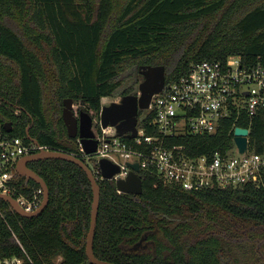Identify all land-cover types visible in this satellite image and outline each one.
Segmentation results:
<instances>
[{
    "label": "trees",
    "instance_id": "obj_1",
    "mask_svg": "<svg viewBox=\"0 0 264 264\" xmlns=\"http://www.w3.org/2000/svg\"><path fill=\"white\" fill-rule=\"evenodd\" d=\"M234 56L249 67L264 62V0H0V125L11 123V135L26 140L30 129L39 144L85 161L62 118L65 99L99 118L103 100L121 90L127 71L135 78L122 97L136 88L142 66H164L168 85L195 64ZM153 119L139 112L148 135L159 133L149 125ZM235 125L249 128L251 148L264 152V108L253 119L232 116L212 135L174 143L191 156L225 153L234 149ZM29 168L45 180L50 203L40 216L23 218L0 201V260L24 257L15 235L36 264H55L59 257L60 264L86 262L93 202L87 174L63 160ZM140 177L141 195L119 193L113 180L98 182L99 260L264 264V185L196 192L156 173ZM16 185L29 199L41 188L22 177Z\"/></svg>",
    "mask_w": 264,
    "mask_h": 264
},
{
    "label": "built area",
    "instance_id": "obj_2",
    "mask_svg": "<svg viewBox=\"0 0 264 264\" xmlns=\"http://www.w3.org/2000/svg\"><path fill=\"white\" fill-rule=\"evenodd\" d=\"M81 107L74 104L73 111L78 114ZM263 108L264 62L249 67L239 56L230 57L224 63L203 61L193 65L188 75L168 85L165 83L163 90L153 96L147 112L154 115L149 125L159 130L158 135H148L138 124L135 138L118 137L115 128H103L96 118L97 151L86 155L78 143L85 162L93 163L91 169L98 182L106 180L99 162L108 159L120 168L112 179L115 182L126 180L132 172L130 165L138 163L140 173H156L165 183L186 191L238 188L247 184L259 187L264 185V152L257 153L251 148L249 128L241 127L249 131L244 153L234 142V149L225 153L191 156L185 145L175 144L174 139L212 135L232 116L241 119L247 115L253 119ZM89 113L94 115L93 111ZM238 127L235 125L232 130L233 139ZM11 134L0 125V195L13 197L26 213H34L42 205L43 189L37 190L33 199L19 195L17 164L22 157L52 149ZM0 214L4 217L1 210ZM14 240L24 251V257L5 258L0 264H36L15 235ZM61 262L62 257L55 260V264ZM79 264L93 263L87 260Z\"/></svg>",
    "mask_w": 264,
    "mask_h": 264
},
{
    "label": "water",
    "instance_id": "obj_3",
    "mask_svg": "<svg viewBox=\"0 0 264 264\" xmlns=\"http://www.w3.org/2000/svg\"><path fill=\"white\" fill-rule=\"evenodd\" d=\"M139 73L143 76V81L139 85V94H129L123 96L120 102H112L109 105H104L99 115L101 126L103 128H115L118 137L133 139L137 136L139 112L148 110L153 96L160 93L166 83L164 66H142L139 69ZM73 103L74 101L72 99H65L62 112V118L66 125L68 136L72 139H78V141L82 144L86 155H92L97 151L98 147V140L96 139V134L93 129L94 119L89 112L82 109L78 114H76L73 111ZM4 129L8 133H12L13 125L11 123H6L4 125ZM29 130L30 129L27 130L29 140L38 145L39 142L29 136ZM234 134L235 144L237 145L239 151L244 153L247 149L249 136L248 129L238 127L235 129ZM44 160H63L71 162L79 166L87 174L92 186L93 202L91 210V224L85 250L86 256L88 261L93 264H112L99 260L94 254V242L101 200V187L94 176L93 170L82 158L58 150H44L39 153L22 157L17 164V175L18 177L25 178L28 181L33 180L40 185L44 192L42 205L38 211L34 213H26L19 206L17 200L11 196L0 195V201H4L9 204L11 210L23 218H35L40 216L50 203V190L45 180L35 171L30 169L28 164ZM130 166L132 168V172L128 178L126 180L116 182L117 190L121 194L141 195L143 193V181L140 177L139 164L135 163ZM99 168L103 178L106 180H112L113 177L120 171L119 166L112 163L108 159L100 160ZM142 241L139 242L133 249L138 250L142 245Z\"/></svg>",
    "mask_w": 264,
    "mask_h": 264
},
{
    "label": "rangeland",
    "instance_id": "obj_4",
    "mask_svg": "<svg viewBox=\"0 0 264 264\" xmlns=\"http://www.w3.org/2000/svg\"><path fill=\"white\" fill-rule=\"evenodd\" d=\"M134 78H135V75L133 73V70H130V71L125 72L123 74L122 78H121L122 81H123V85H122L121 90H119L113 97L106 98L105 100H103V103H104L103 105H109L112 102H120L121 99H122V96H121L122 89H125V88L129 87V85L133 84V82H134L133 79ZM140 83L139 82L137 83V86H136V88L138 89L137 91H139V85H140ZM76 105H78V104H76ZM80 105L82 106L81 107L82 110H85V111L87 110V108H86V106L84 104H80ZM87 163L90 166V168L91 167L94 168L93 167V163L91 161H87Z\"/></svg>",
    "mask_w": 264,
    "mask_h": 264
},
{
    "label": "flooded vegetation",
    "instance_id": "obj_5",
    "mask_svg": "<svg viewBox=\"0 0 264 264\" xmlns=\"http://www.w3.org/2000/svg\"><path fill=\"white\" fill-rule=\"evenodd\" d=\"M142 81H143V76L139 73L138 82L140 83V82H142ZM137 90H138V89L135 88L134 91H133L131 94L138 95V94H139V91H137ZM73 105H74V103H73ZM92 117H93V119H94V123H96V122H95V119H96L95 114H94ZM94 123H93V129H94V133H95V131L97 130L98 127H96V125H95ZM94 125H95V127H94ZM29 165H30V164H28V167H29ZM140 247H141V246H140Z\"/></svg>",
    "mask_w": 264,
    "mask_h": 264
}]
</instances>
